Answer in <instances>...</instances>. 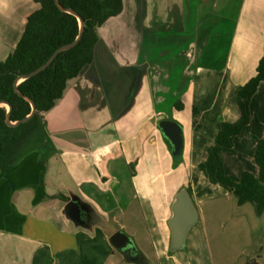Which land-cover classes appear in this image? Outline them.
<instances>
[{
    "label": "crops",
    "instance_id": "1",
    "mask_svg": "<svg viewBox=\"0 0 264 264\" xmlns=\"http://www.w3.org/2000/svg\"><path fill=\"white\" fill-rule=\"evenodd\" d=\"M123 6L98 28L93 63L44 113L53 148L44 174L39 153L0 172V264H153L134 233L128 235L141 253L138 262L109 244L118 230L126 233L124 217H140L134 209L149 222L151 238L161 233L160 249L151 240L152 253L163 256L160 264H264V213L258 217L252 207L234 211L233 195L198 170L218 123L239 118L227 104L230 91L255 76L263 57L264 0H123ZM39 7L34 0H0V62ZM179 102L182 109L176 110ZM193 107L200 129L193 128ZM249 109L256 117L250 134L262 141L264 82ZM162 120L180 124L183 132L177 167L158 128ZM257 141L238 138L234 154L220 155L233 181L244 172L258 174ZM188 187L198 221L186 240L192 233L195 240L191 248L185 240L172 251V205ZM72 198L84 207L80 223L65 212ZM228 221L244 232L241 249L255 244L239 251L233 263L225 250L216 251Z\"/></svg>",
    "mask_w": 264,
    "mask_h": 264
},
{
    "label": "trees",
    "instance_id": "2",
    "mask_svg": "<svg viewBox=\"0 0 264 264\" xmlns=\"http://www.w3.org/2000/svg\"><path fill=\"white\" fill-rule=\"evenodd\" d=\"M34 0L40 5L32 12L24 27L21 39L12 53L0 62V172L5 174L14 168L28 154L39 153L42 175L46 160L52 155L51 139L46 130L44 113L53 109L65 92L67 84L75 80L82 70L93 63L94 47L98 43V28L109 19L116 18L123 10V0ZM80 18L83 32L76 46L62 51L45 70L34 78L19 80L44 65L59 48L74 43L80 32ZM261 82H264V53L256 74L244 86L232 89L227 104L234 106L239 118L234 123L219 122L215 139L207 150L205 162L198 164V170L212 185H219L237 199V204L253 206L255 214L264 213V140L257 141L250 134L252 121L250 104ZM17 83L16 92L14 84ZM35 114L26 122L16 126L7 124L22 121L32 112ZM10 107L8 111L7 107ZM176 103V110L182 109ZM193 128L200 129L199 112L192 108ZM252 137L257 141L254 160L258 174L244 172L239 181L229 178L223 169L220 155L234 154L235 140ZM173 167L182 163V156L173 157ZM193 184L197 179L193 176ZM190 194V188L186 189Z\"/></svg>",
    "mask_w": 264,
    "mask_h": 264
},
{
    "label": "water",
    "instance_id": "3",
    "mask_svg": "<svg viewBox=\"0 0 264 264\" xmlns=\"http://www.w3.org/2000/svg\"><path fill=\"white\" fill-rule=\"evenodd\" d=\"M56 4L58 5L61 11L75 15L71 10L62 9V7L59 5L57 0H56ZM78 21L80 23L81 28L77 40L74 43L63 46L58 50H56L55 53L51 55V57L44 65L40 66L34 72L32 71L30 74L21 77L19 80L28 79L31 77L34 78L43 70H45L49 65H51L55 61L56 57L62 51L68 50L76 46L80 41L83 32V22L80 18H78ZM16 87H17V83L14 84L15 90ZM16 92L18 93L17 90ZM26 99L30 101L32 107L31 114L22 121H19L15 124L9 122L10 119L8 114L6 121L7 124L16 126L20 123L28 121L35 114V108L32 101L28 98ZM5 106L9 111L10 107L8 105ZM158 128L165 137V139L170 143L172 157L181 156L184 141H183V132L180 127V124L173 121L162 120L159 122ZM65 212L69 220L73 221L74 223L81 222L82 207L76 202L75 198L70 199V202L67 203L65 207ZM196 221H198V212L193 204L192 198L186 189H181L176 195V200L173 202L172 218L171 220H169L168 223L172 234V239L170 241V248L172 251H176L184 247V241L187 238L189 229L195 224ZM109 244L116 251L123 254V256L127 257L131 262L134 263L138 262L141 257V253L138 250L137 246L135 245L134 240L132 239L131 236L126 234L124 230L120 229L116 233H114L111 236V238H109Z\"/></svg>",
    "mask_w": 264,
    "mask_h": 264
},
{
    "label": "rangeland",
    "instance_id": "4",
    "mask_svg": "<svg viewBox=\"0 0 264 264\" xmlns=\"http://www.w3.org/2000/svg\"><path fill=\"white\" fill-rule=\"evenodd\" d=\"M201 125H202V122H201ZM173 161V159H172ZM181 175V172L178 171L177 173H175V176H179ZM174 177V175H173ZM193 182V180H192ZM232 200V207H233V210L235 211V209H237V211L243 213L245 210L247 212L250 211V208L253 206L248 204L247 207H244V209H241L237 206V201H236V198L234 196H232L231 198ZM231 208V206H230ZM232 210V209H231ZM254 210V208H253ZM135 212H137L136 214L138 216H140L139 218L136 217H127V218H123L122 219V222L124 223V225H126V233L127 234H136L138 236V242L141 246V248L144 250V252L149 256V259L152 261L153 264H160L161 260H163V256L162 257H159V255L157 254H153L152 253V249H151V240H153L154 238H151V231H147V226L149 227L150 224L149 222L146 220L145 222L143 221L142 217L141 216V213L140 211L138 212V210L134 209ZM254 212V211H253ZM140 214V215H139ZM157 214V212H156ZM254 215L255 212H254ZM144 218V217H143ZM237 228L236 227H233V224L231 221H228L225 223V230H223L222 232L224 233V241H221V244H222V249H219V247L217 246L216 247V251H223L225 250L226 254H228V257L231 258V263L234 262V260H237L235 259V255L237 253H239V251L241 252L242 250L244 252H248L250 251L251 248H254V245L253 246H246V247H242V245L244 244L243 241L245 240V235H244V232H241L240 230L236 231ZM159 231V230H158ZM155 234H157V236L155 237V241L157 242L158 244V249L161 248L162 245V237H161V233L160 232H156ZM264 234V233H263ZM262 234V236L264 237V235ZM259 234L256 232L255 234V240H259ZM195 240L194 238V234L192 233L191 236L188 237V239L185 241V247L186 248H191L193 247V241ZM256 243V246L255 248H257V242ZM259 244V243H258ZM252 245V244H251ZM263 246V244H260L259 246V250L261 249V247ZM198 247V246H197ZM258 249V248H257ZM178 252V251H177ZM217 260L219 261L220 258L218 256H216V262ZM246 260V259H245ZM243 260V261H245ZM236 262V261H235ZM240 260H237V264H239ZM162 263V262H161Z\"/></svg>",
    "mask_w": 264,
    "mask_h": 264
},
{
    "label": "flooded vegetation",
    "instance_id": "5",
    "mask_svg": "<svg viewBox=\"0 0 264 264\" xmlns=\"http://www.w3.org/2000/svg\"><path fill=\"white\" fill-rule=\"evenodd\" d=\"M81 207H83V206H81ZM84 208V207H83Z\"/></svg>",
    "mask_w": 264,
    "mask_h": 264
}]
</instances>
